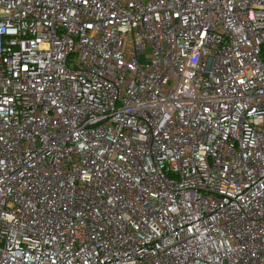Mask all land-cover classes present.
<instances>
[{
	"label": "built area",
	"instance_id": "built-area-1",
	"mask_svg": "<svg viewBox=\"0 0 264 264\" xmlns=\"http://www.w3.org/2000/svg\"><path fill=\"white\" fill-rule=\"evenodd\" d=\"M0 264H264V0H0Z\"/></svg>",
	"mask_w": 264,
	"mask_h": 264
}]
</instances>
